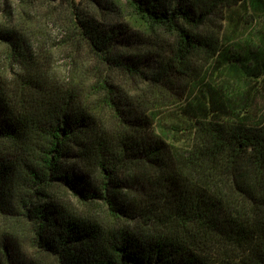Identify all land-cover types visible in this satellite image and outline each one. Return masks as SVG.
<instances>
[{"label":"trees","instance_id":"16d2710c","mask_svg":"<svg viewBox=\"0 0 264 264\" xmlns=\"http://www.w3.org/2000/svg\"><path fill=\"white\" fill-rule=\"evenodd\" d=\"M243 2L71 0L66 70L0 27V264H264V119L193 113Z\"/></svg>","mask_w":264,"mask_h":264},{"label":"rangeland","instance_id":"374dc122","mask_svg":"<svg viewBox=\"0 0 264 264\" xmlns=\"http://www.w3.org/2000/svg\"><path fill=\"white\" fill-rule=\"evenodd\" d=\"M70 1L0 0V27L7 30L13 28L14 32L10 31L12 36L15 39L23 37L28 49L37 53L43 64L66 70L70 68L73 56L71 47L64 44L70 25ZM253 13L251 4L243 2L226 11L228 19H219L226 50L213 60L196 59L202 77L192 92V100L195 99L193 113L202 115L197 102L202 99L205 103L210 99L215 109L213 114L219 119L242 118L248 123H258L264 119V37L260 32H264V17L257 14L252 17ZM257 50L259 63L251 54L250 60H243L244 68L234 61L236 57L233 55L241 53L240 57L244 58L247 51ZM7 51L6 42L0 38L1 60L10 67L9 61L3 60ZM87 51L81 50L80 56L85 58ZM125 82L132 87L143 85L136 79H126ZM176 111L178 109H170L159 115L156 122L158 132L171 137V125L178 122L179 117L182 119ZM238 111L244 113L239 116ZM3 222V218H0L1 227L4 226ZM26 237L23 234V238Z\"/></svg>","mask_w":264,"mask_h":264}]
</instances>
